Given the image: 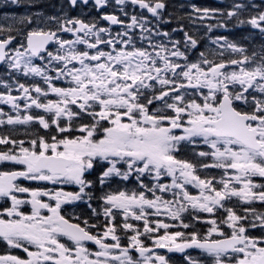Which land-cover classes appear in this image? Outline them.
Listing matches in <instances>:
<instances>
[{
    "label": "snow or ice",
    "instance_id": "6c2138e0",
    "mask_svg": "<svg viewBox=\"0 0 264 264\" xmlns=\"http://www.w3.org/2000/svg\"><path fill=\"white\" fill-rule=\"evenodd\" d=\"M92 8L0 14V264H264V0L187 14L251 48L167 0Z\"/></svg>",
    "mask_w": 264,
    "mask_h": 264
},
{
    "label": "trees",
    "instance_id": "16d2710c",
    "mask_svg": "<svg viewBox=\"0 0 264 264\" xmlns=\"http://www.w3.org/2000/svg\"><path fill=\"white\" fill-rule=\"evenodd\" d=\"M238 2V0H167L168 3V13H172V16L169 19L172 21L169 25L172 28H176L179 26L176 21V17H180L179 23H182L185 27V30L189 32H194L197 35L205 34L204 30H207L206 26L208 24H215L217 22H213L209 19H205L201 21L197 18L188 19L187 14L191 12L190 5L196 4L197 7H208V8H218L225 9L230 6L232 3ZM256 3H259V0H256ZM167 15V13H166ZM194 15V14H193ZM241 18H247V12L241 16ZM211 19V18H210ZM212 32H230L232 41L237 43H241L249 46L258 47L262 42V38L257 33L256 29L251 27L250 25H235V21L233 20L226 28H214ZM259 37V38H257Z\"/></svg>",
    "mask_w": 264,
    "mask_h": 264
},
{
    "label": "flooded vegetation",
    "instance_id": "af4514ba",
    "mask_svg": "<svg viewBox=\"0 0 264 264\" xmlns=\"http://www.w3.org/2000/svg\"><path fill=\"white\" fill-rule=\"evenodd\" d=\"M112 2H114V0H112ZM41 11H44V15H47V16H52V15L60 16L63 13H67L70 16H81V18H84V19H87L89 16L98 15L96 10L94 8H92V0H89V4L87 7H83V6L78 5L76 8H72L69 5L68 0H44V2L42 3ZM117 29H118V26H113L114 31ZM0 107H3L5 109V111L9 110V108L5 105L0 104ZM20 130L23 131V129H20ZM29 130H31V129H29ZM20 137H23V136H20ZM23 138H25V137H23ZM190 159H191V157H190ZM65 190L66 191H73L75 189L71 186H68V187H66ZM255 207H257L259 209L261 207V205H259V203H257L255 205ZM83 208H84V205L81 204L76 210L77 213ZM67 211L69 213H71L72 209L69 208V209H67ZM0 248H2V245H0ZM161 251L164 252L166 250H161ZM198 253H199V250H194V251H191L189 254L192 256H197ZM169 255L171 257V261L173 262V264H180V262L183 260V256L180 253L169 254Z\"/></svg>",
    "mask_w": 264,
    "mask_h": 264
},
{
    "label": "rangeland",
    "instance_id": "374dc122",
    "mask_svg": "<svg viewBox=\"0 0 264 264\" xmlns=\"http://www.w3.org/2000/svg\"><path fill=\"white\" fill-rule=\"evenodd\" d=\"M1 7H3L2 5H0ZM13 7H15V5H10L9 7H7V8H5V7H3L4 8V10L3 11H1L0 12V14H2V13H4V12H8L9 14H16V15H19V14H21V12H13V11H10L9 12V9L8 8H13ZM0 23H3V21L2 20H0ZM252 27V26H251ZM256 31H257V33L259 34V31L256 29ZM215 35V34H214ZM260 35V34H259Z\"/></svg>",
    "mask_w": 264,
    "mask_h": 264
}]
</instances>
